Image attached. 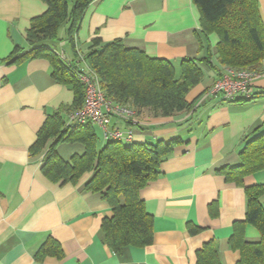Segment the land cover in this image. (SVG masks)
Returning a JSON list of instances; mask_svg holds the SVG:
<instances>
[{"label":"crops","instance_id":"obj_1","mask_svg":"<svg viewBox=\"0 0 264 264\" xmlns=\"http://www.w3.org/2000/svg\"><path fill=\"white\" fill-rule=\"evenodd\" d=\"M258 4L264 24V0ZM47 8L42 0H0V264H197V252L210 242L217 245L222 264H237L241 254L231 246L234 225L246 219L245 189L264 185V171L245 177L243 186L228 182L220 171L239 167L247 141L264 131H256L264 123V61L254 83L256 99L209 96L228 68L218 62L219 37L202 35L192 0H94L89 6L76 38L82 54L96 38L104 44L121 40L127 48L179 68L182 60L207 58L209 48L215 67L199 63L204 79L187 95L188 102L196 104L192 112L174 117L145 113L133 127V139L127 143H180L162 163L158 179L140 192L154 218L153 243L117 254L101 231L112 208L100 194L85 190L94 173L85 174L76 185L53 184L42 174L46 151L30 153L48 116L75 99L70 86L52 78L49 61H5L15 47L29 49L27 30ZM55 49L72 58L66 39ZM63 116L68 121L69 115ZM94 129L101 149L106 144L103 130ZM57 151L70 160L83 155L85 147L64 143ZM260 202L264 206V196ZM189 224L201 230L190 233ZM245 239L256 243L260 234L248 225ZM49 240L61 245L64 257L37 260Z\"/></svg>","mask_w":264,"mask_h":264},{"label":"trees","instance_id":"obj_2","mask_svg":"<svg viewBox=\"0 0 264 264\" xmlns=\"http://www.w3.org/2000/svg\"><path fill=\"white\" fill-rule=\"evenodd\" d=\"M42 1L48 8L31 21L26 33L29 49L17 46L5 61L10 64L28 59L49 61L52 78L57 83L70 86L75 99L71 106L62 107L59 112L48 116L30 153L38 156L46 151L42 174L53 184L76 185L85 174L94 173L85 190L100 194L113 211L112 217L102 222L105 243L117 254L127 247L145 248L154 241V218L147 213L140 192L158 179L162 163L173 154L180 140L157 144L108 140L100 149L93 124H68L63 114L76 112L85 102V87L75 74L79 57L76 38L94 0ZM192 1L200 13L202 35L209 38L216 34L220 39L217 56L221 66L236 71H258L262 68L264 24L258 0ZM66 24H70L64 39L72 52L71 65L55 49L64 41L60 31ZM199 40L202 44V39ZM85 58L89 67L98 74L107 99L114 104L131 107L137 118L145 113L154 117H174L192 112L196 104L188 102L187 95L204 79L199 63L215 69L209 48L207 58L185 59L176 68L170 61L152 58L139 49L127 48L121 40L104 44L100 38L92 41ZM262 128L264 123L256 131ZM64 143H79L85 147V153L65 160L57 151V147ZM240 157L242 164L239 167L226 168L220 173L228 182L243 186L245 177L264 171V131L247 141ZM245 190L248 197L246 219L235 223L231 246L241 254L237 264H264V206L260 202L264 196V185ZM248 225L258 230V242L246 241L245 228ZM188 229L190 233L201 230L193 224H189ZM47 256L64 257L57 241L49 240L43 245L36 259L40 261ZM197 264H222L214 242L205 244L197 252Z\"/></svg>","mask_w":264,"mask_h":264},{"label":"built area","instance_id":"obj_3","mask_svg":"<svg viewBox=\"0 0 264 264\" xmlns=\"http://www.w3.org/2000/svg\"><path fill=\"white\" fill-rule=\"evenodd\" d=\"M59 55L67 64H72V58L65 51H60ZM78 56L75 74L85 87V102L81 109L68 116V124L91 123L103 130L106 141H131L134 130L130 125L135 126L138 123L136 111L129 106L114 104L108 100L98 74L86 62V55L78 52ZM260 77L258 71H236L228 68L209 90L208 95H221L226 101L253 100L256 95L254 83Z\"/></svg>","mask_w":264,"mask_h":264},{"label":"rangeland","instance_id":"obj_4","mask_svg":"<svg viewBox=\"0 0 264 264\" xmlns=\"http://www.w3.org/2000/svg\"><path fill=\"white\" fill-rule=\"evenodd\" d=\"M69 26H70V24H66V25H64V26L61 28L60 34H61V35H64V33H65V29H68ZM65 34H66V33H65Z\"/></svg>","mask_w":264,"mask_h":264}]
</instances>
